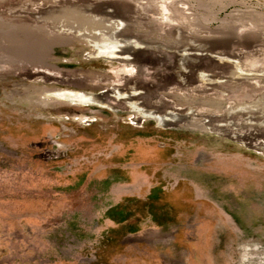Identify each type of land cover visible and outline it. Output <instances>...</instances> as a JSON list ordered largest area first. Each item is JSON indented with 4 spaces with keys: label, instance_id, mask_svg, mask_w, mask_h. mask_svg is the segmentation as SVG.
I'll return each mask as SVG.
<instances>
[{
    "label": "rangeland",
    "instance_id": "obj_1",
    "mask_svg": "<svg viewBox=\"0 0 264 264\" xmlns=\"http://www.w3.org/2000/svg\"><path fill=\"white\" fill-rule=\"evenodd\" d=\"M0 264H264V0H0Z\"/></svg>",
    "mask_w": 264,
    "mask_h": 264
},
{
    "label": "bare ground",
    "instance_id": "obj_2",
    "mask_svg": "<svg viewBox=\"0 0 264 264\" xmlns=\"http://www.w3.org/2000/svg\"><path fill=\"white\" fill-rule=\"evenodd\" d=\"M110 52L112 53L113 51H110ZM50 95H53L59 98H65L69 102H75V101L89 102L93 100V98L89 94L87 95L83 92L73 91V90H59V91L50 93ZM84 121H91V120L86 118L84 119Z\"/></svg>",
    "mask_w": 264,
    "mask_h": 264
}]
</instances>
